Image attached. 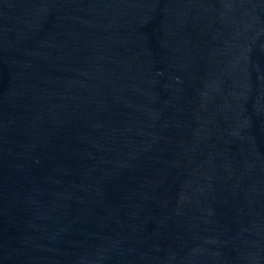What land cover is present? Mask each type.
Here are the masks:
<instances>
[{
	"label": "water",
	"instance_id": "obj_1",
	"mask_svg": "<svg viewBox=\"0 0 264 264\" xmlns=\"http://www.w3.org/2000/svg\"><path fill=\"white\" fill-rule=\"evenodd\" d=\"M0 264H264V0H0Z\"/></svg>",
	"mask_w": 264,
	"mask_h": 264
}]
</instances>
